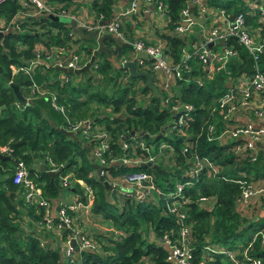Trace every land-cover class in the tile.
<instances>
[{"label": "trees", "instance_id": "obj_1", "mask_svg": "<svg viewBox=\"0 0 264 264\" xmlns=\"http://www.w3.org/2000/svg\"><path fill=\"white\" fill-rule=\"evenodd\" d=\"M64 1L46 0V6L59 17L61 9L51 4ZM202 2L209 9L224 11L229 19L233 15L243 14L248 31L254 35H264V24L258 22L257 14L253 16L250 13L246 0ZM115 4L116 0H96L90 8L96 17L105 21L113 14ZM154 5L155 10L162 5L167 21V41L160 42L164 56L171 65L178 64L184 52L194 51L191 42L175 34V29L181 25L180 12L188 9L198 17V8L191 6L190 0H155ZM22 12L24 17L19 15ZM34 12L31 6H24L20 0H8L0 5V23L3 24L0 32L4 34L0 38V149H10L7 156H3L9 160L0 161V264H67L58 248L60 238L65 243L69 238L66 230L58 232V237L56 231H45V228H38V232L27 235L25 228H22V225L28 224L26 222L42 226L45 214L43 208L28 204L19 196L18 191L22 192V188L12 182L13 167L18 162H23L28 168L29 178L52 209L63 189H72L81 200L86 199L84 188L78 183L82 182L93 195L90 215L101 218L120 233L119 239L114 241L105 233L94 232L90 237L98 245V252H78L71 258L73 264H171L167 261L168 251L156 241L167 237L175 244L179 239V226L174 217L164 212V202L167 195L174 191V183L180 180L184 183L187 178L182 179V174L192 168V164H188L182 156V149L189 140L195 139L206 121H211V111L220 97L229 85L234 86L241 77L238 73L249 58L247 51L233 38H228L224 47L232 48L236 57L217 73H210L205 64L193 58L189 63L191 72L187 73V80L177 81L172 96L160 89L148 60H144L142 66L138 63L139 71L153 74V84L164 97L161 103L157 99H150L151 93L145 86L138 90L132 82L128 83L126 72L116 69L105 54L95 59L90 74H69L67 82L56 78L59 74L56 69L41 65L30 72V77L20 72L38 58H45L44 52L37 55L38 44L43 45L46 51L54 47L71 51V46H75L72 45L74 42L67 23L55 22ZM214 28L217 25L211 24L209 30ZM143 43L145 46H156ZM105 44L111 46L113 42L106 40ZM131 50L132 47L115 46L114 56L121 60ZM220 50L219 46L211 49L213 53ZM73 51L86 57L84 64L92 54L91 49H86L84 45ZM256 65L258 72L264 75V49ZM77 78L80 81L73 82ZM139 80L145 83L144 79ZM33 84L55 95L57 103L64 108L63 114L54 110L50 95L31 97ZM11 85L20 90L24 99L29 100L27 105L17 102ZM178 104L193 108L187 119L186 134L189 139L178 138L174 134L164 137V133L161 134L176 120L172 108ZM86 121L94 129L110 136L109 150L102 155V166L110 178L136 170L153 174L157 187L163 191L162 195L154 198V201L134 202L115 190L106 189L104 183L109 186L107 176L100 180L93 168L92 151L98 143H87L79 134L75 139L70 138L60 131H69L72 124ZM212 122L216 124V132L226 126V122L217 117ZM132 131L147 145L167 144L171 147L164 149L165 153L170 154V164L156 165L162 170L161 174L150 168L135 170L111 165L115 159L128 157V150L122 148L120 140L123 138L127 145L128 142L132 143ZM234 146V143L224 145L217 141L209 142L204 136L198 141L200 157L218 166L219 172L214 177L203 173L191 188L184 190L191 200L184 224L190 231L192 264H231L223 255L207 254L205 248H232L238 242L246 245L261 225L251 223L243 215V207L238 201V186L226 183L223 177L245 175L260 180L264 176V152L258 150L256 160L252 161V152H236ZM35 153L49 171V161L57 166L53 177L44 171L30 170ZM67 177L69 186L63 187L62 180ZM200 196L212 199L204 209L197 203ZM150 235L153 241L149 240ZM52 244L57 247H52ZM254 255L264 261V252L256 251Z\"/></svg>", "mask_w": 264, "mask_h": 264}, {"label": "built area", "instance_id": "obj_2", "mask_svg": "<svg viewBox=\"0 0 264 264\" xmlns=\"http://www.w3.org/2000/svg\"><path fill=\"white\" fill-rule=\"evenodd\" d=\"M7 1L0 0V5ZM21 1L24 2V6H31L35 11L33 13L35 15L44 12L46 15L51 14L55 16L52 9L47 7L42 0ZM131 2L128 14L136 11L139 2H151V0H132ZM151 3L155 4V0ZM190 5L198 8L199 16L197 18L206 17V19H210L212 25L216 24L217 28L205 32V44L196 49L194 48L193 52H184L180 63L175 65L170 64L169 60L164 56L162 44L150 47L145 46L140 40L132 42L134 52H142L147 56V60L150 63L149 68L154 73L160 89L168 96H172V91L176 87L177 81L185 79L184 77H188L186 76L187 73L191 72L189 63L193 58H197L205 64L210 73H217L224 69L226 64L236 57V52L232 48L224 47L228 38H235L237 44L247 51L249 57L252 59L254 72L252 74H239L241 77L237 79L236 84L234 86L229 85L228 90L220 97L216 106L212 109L211 121H206L199 129L195 139L189 140L182 149V156L188 164H192V168L182 174V179L187 178L184 183L181 180L174 183V191L167 195L164 202V212L174 217L179 226V239L175 244H172L167 237H162L156 241L160 246L168 250L167 261L171 264H192L189 249L190 231L184 224L187 218L188 204L191 203V200L189 196L185 195L184 190L191 188L194 185L193 183L203 173L214 177L219 172L218 166L214 165L209 159L200 157L198 153L199 139L204 136L209 142L217 141L224 145L234 143V150L236 152H252V161L256 160L258 150H262L264 147V126H257V124H253L252 122L238 123L235 118L237 113L249 111L256 120H264V106L257 108L252 106V101L256 97L264 103V75L258 72L256 65L264 49V36L261 37V41L256 40L258 34L255 36L252 32L248 31L249 29L245 25L243 14H238L235 16L234 21H231L222 10H218L217 14L213 13V9L206 7L202 0H190ZM248 6L253 16L255 14L258 15V22L264 24V0H252ZM157 10L164 14L162 5H159ZM191 13L188 9L180 12L181 25L175 29V34L184 35L188 32L189 27L193 25L190 17ZM19 15L24 17L25 14L22 12ZM121 21L122 14L115 16L108 25L98 27V29L121 39ZM1 27H3L2 23H0ZM216 43L222 45L221 50L216 53L205 47L207 44L214 45ZM71 49L67 54H64L59 50L50 49L46 51L44 48H41L37 51V55L44 52L45 58L43 60L38 58L29 66L22 68L20 72L30 77V72L40 65L47 69L57 70L65 68L74 71L80 70L84 65L83 57L74 54L75 51L73 49L77 50L76 47H72ZM46 61H52L53 63L49 65ZM143 61L139 60L140 66L143 65ZM62 80L67 82L68 78L64 76ZM36 95H50L51 105L54 110L63 114L64 108L57 103L56 96L33 84L30 88V96ZM172 110L173 114L176 115V120L169 127L165 128L163 136L174 134L178 138L189 139L186 134L188 128L187 119L189 118V113L193 111L192 106L178 104ZM215 117L226 122L225 128L220 132H216V124L212 122ZM69 132L75 135L79 134L82 140L87 143H98L97 147L93 148L92 151L94 164H98V167H101V171L96 176L103 179V176L106 175L109 181V188L112 191L115 190L134 202L154 201V198L162 195L163 191L157 187L153 174L137 171L136 169H141L143 165H147L152 170L151 167L153 166L170 164V154L168 155L164 152V149L170 147L169 145H147L141 137L135 135L133 136V142H128L127 145L121 137L120 144L124 150H128V157L124 156L115 159L111 162V165L127 166L129 169L132 168L136 171H128L127 174L122 176L110 178L106 169L102 166V155L109 150L110 136L106 132L94 129L89 121L72 124ZM9 152L10 149L7 147L0 149L1 156H7ZM49 166L50 171L54 173L57 171V166L50 161ZM68 178L62 180L63 187L69 186ZM223 181L238 186V201L242 207H247L254 199H264V180L242 175L237 178L223 177ZM12 182L14 185L22 188V197L26 203L34 204L44 209L43 229L56 232L66 230L69 233L64 252H62L64 254L62 259L67 264H73L71 258H74L76 253L70 247L71 240H74L78 244L79 252H98V245L93 242L90 235L83 233L74 225L76 224L74 221L76 215L83 214L88 218V214H90L93 195L86 185L83 184L86 199L81 200L78 197L71 203L60 204L57 206L54 215H52L53 209L50 208V205L42 197L40 190L36 188V185L29 178L28 168L23 162H18L13 167ZM211 201V198L200 196L197 203L204 209ZM107 235L114 241H117L120 237V233L116 231ZM205 251L207 254L223 255L231 264H264V261L260 257L254 255L256 251L264 252V226L262 225L258 229L252 240L246 245L239 244V246L232 248L206 247Z\"/></svg>", "mask_w": 264, "mask_h": 264}, {"label": "crops", "instance_id": "obj_3", "mask_svg": "<svg viewBox=\"0 0 264 264\" xmlns=\"http://www.w3.org/2000/svg\"><path fill=\"white\" fill-rule=\"evenodd\" d=\"M42 1L45 4L47 3L46 0H42ZM93 1H96V0H65L62 3H54L51 5H55V7L57 9H61L59 12L60 19L62 17H65V18H68V17L71 18L72 17L78 22L79 25H81L82 27L85 28L86 32H88L89 29L93 30V29H97L98 27H100V23H102L104 21L100 17H96L94 12L91 11L90 5ZM131 1L132 0H116V4L114 6V9L118 11V13L115 16L122 14L120 34H121V41L123 43H126L125 47H131L130 42L134 39L141 40L148 45H158V44H161L162 42H166L167 40L165 38V35L167 33H166V27L165 26H166L167 21L165 19L164 14H162L158 10H155V7H154L155 5L153 3L151 4V2H139L136 11L134 13L128 14L130 5L132 3ZM251 2H252V0H246V3L248 5ZM218 10L219 9H213L212 11H213V13L217 14L219 12ZM157 16H158V19H157ZM207 20H209V19H206L205 22ZM205 22L200 27H202L205 24ZM194 26H199V25L193 24L192 26H190L188 29V32L185 33L183 36L186 40L191 42V49H193V50H194V48L196 49V47H198V46L201 47L203 45L202 43L205 41L204 33L208 31V30H204V31L200 32L199 35H197L193 31ZM210 26H211V21H210ZM220 26L222 27V25H220ZM99 31L101 32V35L107 34V33L103 32L101 29ZM71 36H72V41L74 42V44H72V45H75V46H71V48L76 47L78 49L82 45H84V47H86V49H88V50H89V48L90 49L92 48L94 50L97 48V43L95 41L94 42L90 41L88 43L81 41V43H80V42H78L80 39L73 36L72 34H71ZM261 37H262L261 35L256 36V40L261 41ZM193 38H195L196 40L193 41ZM75 42H77V44ZM105 43H106V40L104 41V47H106L108 49H113V57L116 61L115 66H117V64H121L123 61H134L136 66H138L139 60H142V59L136 58V52H134L133 50H131L127 54H124L121 57V60H118L114 56V50H115V46H116L115 43L113 42V44L111 46L106 45ZM93 45H94V48L91 47ZM87 46H88V48H87ZM216 46H219L220 48H222V45L218 44V43L212 45L211 48H208L207 45L205 47H207L208 49H212ZM150 47H152V46H150ZM41 48H44V46L40 45V44L36 45V49L40 50ZM82 57H83V55H82ZM83 59H84V57H83ZM124 72H126V71H124ZM58 73L59 74H57L56 78H58V79L60 78V80H62L64 76H66V77L69 76V74L64 75L62 72H58ZM126 74H127L126 76H128L127 72H126ZM75 75H77V74H75ZM78 81H80V79H78V78L73 80V82H75V83H77ZM139 83H141V82L137 81L135 84L138 85ZM135 86H134V88H135ZM137 100L139 101V99H137ZM252 106L254 108H257L260 106H264V103L262 102V100L257 99V97H256L252 101ZM235 118H236L238 123L243 124V123H247V122H252L253 124H257V126H264V120H262V121L256 120L251 115V113L249 111H241V112L237 113ZM262 151L264 152V147H263ZM40 163L42 165H44V163L41 160H40ZM78 183H79V185H81L83 187V183H81V182H78ZM69 191L73 192V194H71L70 196L69 195L64 196L62 194L59 201L57 203H54L52 215H54L55 207H57L58 205L63 204V203H71V202L75 201L76 198L79 197L78 195L74 194V191L72 189H70ZM18 193L20 194L19 196L22 197L23 193L19 192V191H18ZM90 211H91V209H90ZM242 211H243V215H245V217H247L248 221H250L251 223L257 222V223L261 224L258 227V229L262 225L264 226V199L252 200V202L247 207L242 208ZM23 220L26 221L25 218ZM74 221H75L78 229L84 233H87L88 235H92L94 232H99V233H103V234L104 233L110 234L111 232L114 231L113 227L111 225L102 221L101 218L94 217L90 214H88V218H87V216H85L83 214H78V215H76V217H74ZM26 223H28V224L22 225V228L23 229L25 228V233L27 235L30 233L38 232V228L43 229L42 226L34 225V224L31 225V224H29V222H26ZM57 234H58V237H60V233L57 232ZM61 247L63 250L65 249L63 244H61ZM60 254H61V257L64 256V254L62 252H60Z\"/></svg>", "mask_w": 264, "mask_h": 264}, {"label": "water", "instance_id": "obj_4", "mask_svg": "<svg viewBox=\"0 0 264 264\" xmlns=\"http://www.w3.org/2000/svg\"><path fill=\"white\" fill-rule=\"evenodd\" d=\"M118 13L117 10L113 11V14L110 16V18L108 20L103 21L102 23H100V27L102 26H106L108 25L115 17V15ZM41 15L46 16L47 18H49L50 20H53L55 22H60V18L51 14L46 15L44 12L41 13ZM192 23L201 26L205 20L206 17H202V18H197L195 17L192 13L190 15ZM235 16H231L230 20L234 21ZM70 28L71 34L75 37H77L78 39L84 41L85 43H88L90 41H95L97 43V48L95 50H91V57L89 59V61L80 69L77 71H74L72 69H65V68H60L57 69L58 72H62L64 75H68V74H82V73H86V74H90L91 72V67L95 62L96 57H98L101 54H105L107 56V58L112 62V64L116 65V61L113 57V49H108L106 47H104V41L105 40H111L115 43L116 46L118 47H123L126 45V43H123L121 41L120 38L115 37L111 34H102L99 31L100 29H93L92 31H88L86 32L85 28L82 27L81 25L78 24V22L73 19V18H67V22H66ZM4 34L2 32H0V38L3 36ZM234 41H236V39H233ZM203 45L205 44V41L202 43ZM208 48L212 47V44H207ZM136 58L137 59H142V60H147V56L142 53V52H136ZM116 69H120L123 71H126L128 73L127 76V82L131 83L133 79H144L145 80V84L144 86L150 91L151 95H150V99H157L159 100L161 103L164 102V97L163 95L158 91V89L154 86L153 84V80H154V76L151 73L145 72V71H139L137 69V66L135 64L134 61H123L121 64H117V66H115ZM254 72V67H253V63H252V59L249 57L246 61V65L239 71L238 74H252ZM186 80L188 77H184ZM11 89L14 93V96L17 100V102L21 105H27L28 101H26V99L23 98L20 90L11 85ZM164 105V104H162ZM60 131L65 134L67 137L70 138H76V135H74L73 133L66 131L64 129H60ZM164 133V129L161 131V134ZM134 135V132L132 131L130 136L132 137ZM9 160L8 157H3L0 155V161H7ZM93 168L96 170L97 173H99L101 171V167H98L96 164H93ZM142 168H150V166L147 165H143ZM152 170L154 172H157L159 174L162 173V170L159 169L158 166H153L151 167ZM30 170L36 171V172H47L49 174L50 177L54 176V172L49 171L44 165H42L40 163V160L38 158V154H33L32 155V163L30 166ZM100 180L103 181V179L100 178ZM106 189H109V186L107 183H104ZM70 247H72L74 249V251L76 253H78L79 249L76 246V243L74 240H71L70 242Z\"/></svg>", "mask_w": 264, "mask_h": 264}, {"label": "rangeland", "instance_id": "obj_5", "mask_svg": "<svg viewBox=\"0 0 264 264\" xmlns=\"http://www.w3.org/2000/svg\"><path fill=\"white\" fill-rule=\"evenodd\" d=\"M56 16V15H55ZM69 18V17H68ZM72 18V17H71ZM74 19V18H73ZM157 19H158V16H157ZM210 20V19H209ZM209 20H207L206 22H205V24L202 26V27H200V26H194L193 27V31L197 34V35H199V33L200 32H202V31H204V30H209V27H210V21ZM60 21L62 22V23H66L67 22V18H65V17H62L61 19H60ZM98 29V28H97ZM88 31H92V29H89ZM177 36H179L180 38L181 37H183L184 35H178V34H176ZM136 39H134V40H132L131 42H130V45H131V47H132V42L133 41H135ZM91 47H93L94 48V45L93 46H91ZM199 47V46H198ZM198 47H196V48H198ZM87 48H88V46H87ZM71 49V48H70ZM79 49V48H78ZM90 49V48H89ZM54 50H59V51H61V52H63L64 54H67L68 53V51H69V49L68 48H57V47H54ZM91 50H94V49H92L91 48ZM86 57L84 56V59H85ZM53 59H55V57H53ZM84 59H83V61H84ZM46 63H48L49 65H52V61H46ZM84 66V65H83ZM123 72V71H122ZM137 81H140L139 79H133L132 80V85L133 84H135ZM136 90V89H135ZM75 135V134H74ZM168 137H170V135L168 134ZM80 138V137H79ZM261 178H264V176L263 177H260V180H264V179H261ZM61 184V183H60ZM83 188V187H82ZM62 194L64 195V196H70L71 194H73V192H71V191H68L67 189H63V192H62ZM74 225H76V224H74ZM77 226V225H76ZM84 233V232H83ZM148 239H149V237H148ZM150 241H153L154 239H152V235H150V239H149ZM148 240V241H149ZM76 243V242H75ZM61 244H63V246L65 247L66 246V243H65V241H63L61 238H60V240H59V242H58V248L60 249V252H64L63 251V249H62V247H61ZM239 242L238 243H235L234 245H233V247H236V246H239ZM76 246L78 247V244L76 243ZM52 247H57V245L56 244H52ZM79 252V251H78ZM76 254V253H75Z\"/></svg>", "mask_w": 264, "mask_h": 264}, {"label": "flooded vegetation", "instance_id": "obj_6", "mask_svg": "<svg viewBox=\"0 0 264 264\" xmlns=\"http://www.w3.org/2000/svg\"><path fill=\"white\" fill-rule=\"evenodd\" d=\"M140 82H141V81H140ZM144 84H145V83H142V82H141V83H139L138 85H136V84H133V85H134V86L136 85L135 88H137V89L139 90V89H141V88L144 86Z\"/></svg>", "mask_w": 264, "mask_h": 264}]
</instances>
